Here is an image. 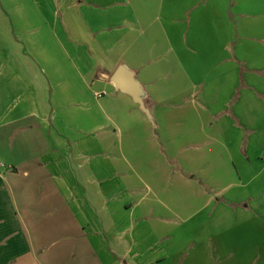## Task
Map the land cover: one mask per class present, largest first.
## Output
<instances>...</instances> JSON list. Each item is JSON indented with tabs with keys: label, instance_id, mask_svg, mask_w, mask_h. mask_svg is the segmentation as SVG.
Segmentation results:
<instances>
[{
	"label": "crops",
	"instance_id": "crops-1",
	"mask_svg": "<svg viewBox=\"0 0 264 264\" xmlns=\"http://www.w3.org/2000/svg\"><path fill=\"white\" fill-rule=\"evenodd\" d=\"M24 2L0 12V264H264V0Z\"/></svg>",
	"mask_w": 264,
	"mask_h": 264
},
{
	"label": "water",
	"instance_id": "water-1",
	"mask_svg": "<svg viewBox=\"0 0 264 264\" xmlns=\"http://www.w3.org/2000/svg\"><path fill=\"white\" fill-rule=\"evenodd\" d=\"M111 81L116 89L132 96L148 119L155 124L154 116L147 104L149 93L134 70L126 65H120L112 75Z\"/></svg>",
	"mask_w": 264,
	"mask_h": 264
},
{
	"label": "rangeland",
	"instance_id": "rangeland-1",
	"mask_svg": "<svg viewBox=\"0 0 264 264\" xmlns=\"http://www.w3.org/2000/svg\"><path fill=\"white\" fill-rule=\"evenodd\" d=\"M33 1H34V0H28L27 3L24 2V3L22 4V6H21V9H18V10H19V11H22V12H24V11H26V10H34L36 4H33ZM8 2H11V0H4V6H5L6 8H8V7H7ZM2 10H4V7H3L2 0H0V12H1ZM192 116H193V115H192ZM190 120L192 121V123H195V118H194V117H191ZM35 190H36V200H38V199H39V196H41V195H40V193H37V189H35ZM38 191H39V188H38ZM51 212H52V213H55V208H51ZM48 245H49V247H50L49 250H50L51 253L55 252V251L58 249V247H59L57 242H56L55 244H54L53 242H49ZM76 247H79V244H78V243L75 244V248H76ZM56 264H58V262H56Z\"/></svg>",
	"mask_w": 264,
	"mask_h": 264
}]
</instances>
